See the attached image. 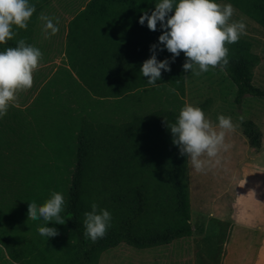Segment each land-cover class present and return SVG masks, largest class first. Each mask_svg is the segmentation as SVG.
<instances>
[{"label":"trees","instance_id":"16d2710c","mask_svg":"<svg viewBox=\"0 0 264 264\" xmlns=\"http://www.w3.org/2000/svg\"><path fill=\"white\" fill-rule=\"evenodd\" d=\"M49 1L30 0L36 12L27 29H14L17 35L0 45V52L16 47L20 39L32 44L35 16ZM157 2L85 0L69 21L67 50L72 48L90 61L89 72L78 73L73 88L67 79L51 99L38 98L32 117L34 130L55 139L45 144L59 156L37 157L33 151L21 157L0 156V247L12 262L46 264L34 239L16 243L4 224L27 217L33 200L42 206L56 182L65 188L63 216L74 236V242L62 248L59 264H94L101 253L119 245L144 250L201 233L200 225L190 223L186 156L173 144L168 127L184 107L186 57L181 53L170 63L171 71L162 70L159 87L147 85L149 78L141 74L154 44L158 61L172 60L166 48L159 50L164 48L158 41L160 23L155 32L148 29L147 21L139 23L143 12L150 15ZM215 2L231 4L264 31V0ZM255 44L242 35L237 43L226 45L229 64L223 73L235 89L236 107L243 97L264 96V89L252 84L259 62ZM173 88L176 93L170 91ZM206 105L207 101L198 107L204 110ZM240 128L248 147H258V128L248 120H241ZM24 145L34 150L39 143ZM93 202L112 215L107 234L95 242L84 235L83 225L84 213L91 211ZM36 241L41 243L39 238Z\"/></svg>","mask_w":264,"mask_h":264},{"label":"crops","instance_id":"0c3cea01","mask_svg":"<svg viewBox=\"0 0 264 264\" xmlns=\"http://www.w3.org/2000/svg\"><path fill=\"white\" fill-rule=\"evenodd\" d=\"M68 3L64 0H50L35 16L31 29V45L41 50L43 59L34 73L32 88L18 92L15 106L10 107L7 115L0 118V156L11 154L21 157L26 156L28 151H33L34 156L37 157L59 156L58 151L45 144L47 139L50 142L55 139L52 136L45 137L42 130L41 132L34 130L32 117L35 115V103L38 98L51 99L52 94L58 92L67 79H70L71 88H73L78 73L87 75L88 73L84 74V71L89 72L90 69L87 67L90 61L78 57L80 56L78 51L72 48L67 50L68 23L83 7L81 4L78 7L69 8ZM41 13L52 18L54 24L57 20L59 21V31L56 35H51L50 30L45 33L44 22L39 19ZM261 52L264 53V49ZM189 72L191 71H184V89L185 76ZM263 72L264 64L257 65L253 78L256 79L257 74L259 81ZM197 77L199 78L195 82L196 93L203 96L206 91L210 92L209 96L204 95L205 98L199 105L207 101L203 111L213 124L218 125L219 106L220 104L222 106L224 101L232 102L234 87L223 71L218 68H210L208 72ZM64 93L66 94L67 91L65 90ZM239 108L238 111L243 119L251 121L258 128L259 145L256 148H250L241 133L235 135L231 131L226 134L228 145L226 151L229 156L235 159L237 153L242 156V159L232 162L231 166L236 174L230 178L228 186L225 187L226 196L224 193H219L215 201H197L198 211L202 212L198 215L200 221L197 224L201 226V233L192 234L186 242L188 246L184 244L170 247L167 244L135 251L131 247L119 245L101 253L94 264H264V97H244ZM30 141L39 143V146H34V150L24 147V144ZM187 158L186 156V161ZM51 189L48 192V199L51 198ZM189 213L191 218L190 203ZM19 221H22V218ZM218 223L225 224L224 242L218 261L213 262L208 256L209 248L201 244L200 240L206 233L216 230ZM14 224H11L12 229L8 228L9 233L7 232L9 236H13L14 242L20 243L22 238L28 237L35 240L37 250L43 249L44 244L36 241L41 236L38 231L29 234L30 229H19ZM0 253L2 254L0 264L4 261L8 264L9 262L18 264L9 260L1 247ZM170 254L174 256L170 257ZM41 255L42 260L43 254Z\"/></svg>","mask_w":264,"mask_h":264},{"label":"clouds","instance_id":"9594fccd","mask_svg":"<svg viewBox=\"0 0 264 264\" xmlns=\"http://www.w3.org/2000/svg\"><path fill=\"white\" fill-rule=\"evenodd\" d=\"M36 12L30 0H0V45L7 44L17 35L14 29L26 30L28 23ZM174 13L173 15H169ZM235 9L231 4H219L215 0H159L155 8L148 14L145 10L139 23L150 31L157 30L160 23L162 34L159 44L164 45L160 51L166 50L172 54V60H157V45L150 47L151 57L141 67L143 77H148L147 85L159 87L162 70L171 71L170 63L184 53L186 61L183 64L185 72L193 75L208 72L210 68L224 71L229 64V48L226 45L237 43L242 35H246V24L234 21ZM39 19L44 22V31L56 35L59 31L57 20L41 13ZM43 59L41 50L26 44L20 39L16 47H8L0 52V118L7 115L10 107L15 106L18 92L31 89L34 83V73L40 67ZM176 93V89H170ZM178 94V93H177ZM218 125L206 117L200 107L185 104L180 110L175 123L168 124L173 136V144L179 147L180 154L188 157V162L195 171L200 172L212 165L213 160L219 163L221 149L227 150L225 137L235 130L231 117L218 116ZM243 120V117L240 118ZM166 120V119H165ZM65 199L62 193L52 192L42 206L33 200L28 204V219L33 221L43 219L46 224H65L61 215L64 212ZM112 215L91 204V211L84 213V235L92 242L103 238L111 226ZM38 233L47 238L59 235L56 228L41 226Z\"/></svg>","mask_w":264,"mask_h":264},{"label":"rangeland","instance_id":"374dc122","mask_svg":"<svg viewBox=\"0 0 264 264\" xmlns=\"http://www.w3.org/2000/svg\"><path fill=\"white\" fill-rule=\"evenodd\" d=\"M68 1V7L73 8L80 5V3L84 2L85 0H64ZM219 4H226L224 2H221ZM232 20L234 21H243L246 24V36L253 39V41L256 43L255 48L253 49L258 55H259V62L258 65H263V56L264 53L261 52V50L264 49V31L260 29L256 24H254L249 19L245 18L243 15L238 13L235 10V14L232 17ZM259 68V67H258ZM257 74L256 79L253 78L252 84L258 88L264 89V72L260 78V80H257ZM198 78L196 75L191 74L189 72L185 76V89H184V105L191 104L192 106L196 107L199 105L203 99L205 98L204 95L209 96L210 92L206 91V93L201 96V94L196 93L195 87L196 81H198ZM235 90V89H234ZM235 92V91H234ZM234 97V96H233ZM264 97V96H263ZM244 98V97H243ZM242 100V99H241ZM241 102V101H240ZM240 104L238 107L234 106L232 102L224 101L222 103V106L220 104L219 110L217 111V116L224 115L226 117H231L233 124L236 126L235 130L233 131L235 135H239L241 133L240 128V121H241V114L238 110H240ZM244 120V119H243ZM242 134V133H241ZM227 142V137H225V144ZM239 158L242 159V156L237 155L235 156V159H232L231 156H229L228 152L223 149L219 152L218 157L216 159H219V163H214L210 166L205 167L203 171L197 172L194 170L192 165L188 162V158L186 161V169H187V187H188V196H189V203L191 205V218L190 223L192 225H197L200 221V218H198L199 214L202 213L199 208H197V201H215L217 195L223 194L226 196V190L225 187L228 185V181H230V178L233 177V175L236 174L235 169L232 168V162L239 160ZM224 190V192H223ZM52 192H60L63 194L65 199V188L62 186L61 182H56L53 189H51ZM224 197V196H223ZM221 201L223 200L220 199ZM65 206V205H64ZM63 216V212L61 213ZM64 218V216H63ZM65 219V218H64ZM26 220V222H25ZM213 223V220L211 221ZM217 223V222H215ZM14 225H16L19 229H30L31 231L28 232L31 234L34 231H37V229L41 226H47L50 228H56L59 232V235L53 238H47L40 236L39 241L44 243V241H48V243L44 246L45 249H40L44 261L46 264H59L57 260L60 259V261L63 259L62 255V248L68 246L69 244L74 242V236L72 233L69 232L67 225H66V219L65 224L59 225L55 224L54 222H50L48 224L45 223V221L41 218L39 220L33 221L31 219H28V216L25 217L22 215V221L16 222ZM12 226L11 224H4V228L6 229V233L8 232V228ZM224 226L225 224L218 223L216 230H211L210 232L206 233L203 239L200 240L201 244H205L207 248H209L208 256L210 257L211 261L216 262L218 261V256H220V253L222 251V244L224 242ZM216 227V225H215ZM9 233V232H8ZM51 239V240H50ZM43 241V242H42ZM187 239H179L174 240L168 245L170 247L177 246V245H186ZM125 247V246H122ZM138 251V250H135ZM142 251V250H141ZM0 253V258H1ZM122 257L124 255H121ZM174 256L172 254L169 255ZM1 261V259H0ZM2 264H8L6 261L2 262Z\"/></svg>","mask_w":264,"mask_h":264}]
</instances>
